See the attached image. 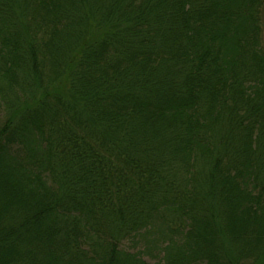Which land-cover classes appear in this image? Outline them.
Masks as SVG:
<instances>
[{"label": "trees", "instance_id": "1", "mask_svg": "<svg viewBox=\"0 0 264 264\" xmlns=\"http://www.w3.org/2000/svg\"><path fill=\"white\" fill-rule=\"evenodd\" d=\"M263 9L0 0V264H264Z\"/></svg>", "mask_w": 264, "mask_h": 264}, {"label": "rangeland", "instance_id": "2", "mask_svg": "<svg viewBox=\"0 0 264 264\" xmlns=\"http://www.w3.org/2000/svg\"><path fill=\"white\" fill-rule=\"evenodd\" d=\"M264 10V9H263ZM261 43L262 46L264 47V11L262 15V29H261ZM134 241H124L120 244L121 247H124L125 249L129 251H136L138 246L135 243H132ZM143 258L146 259L147 261H153L150 256L148 255H143ZM196 264H204L203 262H199Z\"/></svg>", "mask_w": 264, "mask_h": 264}]
</instances>
